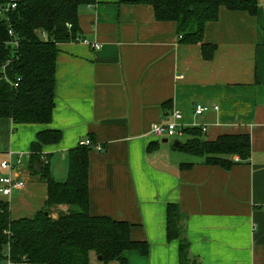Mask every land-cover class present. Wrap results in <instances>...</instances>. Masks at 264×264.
Masks as SVG:
<instances>
[{
	"label": "crops",
	"instance_id": "obj_1",
	"mask_svg": "<svg viewBox=\"0 0 264 264\" xmlns=\"http://www.w3.org/2000/svg\"><path fill=\"white\" fill-rule=\"evenodd\" d=\"M137 1L80 7L77 39L56 47L51 123L0 119V161L9 152L27 159L38 132L59 130L60 142L41 152L63 182L68 150L92 140L101 150L88 153L90 215L127 222L130 238L149 245L145 257L124 252L127 264H178V242L165 236L169 203L186 217L189 253L199 264H264V0L256 16L220 9L204 29L203 42L216 46L210 61L200 44L179 43L175 24L157 22ZM195 104L218 110L195 116ZM172 110L186 129L206 126V141L248 135L250 158L225 171L173 150L151 132ZM26 164L31 180L17 201L0 195L14 220L47 199L46 184Z\"/></svg>",
	"mask_w": 264,
	"mask_h": 264
},
{
	"label": "trees",
	"instance_id": "obj_2",
	"mask_svg": "<svg viewBox=\"0 0 264 264\" xmlns=\"http://www.w3.org/2000/svg\"><path fill=\"white\" fill-rule=\"evenodd\" d=\"M5 2L0 0V4ZM95 3L96 0H16V8L0 16V119H10L14 124L51 123L56 47L77 39L78 11ZM137 4L151 7L157 22L174 23L179 43L200 44L205 61L212 60L216 46L203 42L204 29L217 21L221 8L250 16H256L259 9V0H138ZM13 40L16 47L10 45ZM8 62L4 76L1 68ZM185 134L189 138L172 149L201 158L205 165L228 171L250 158L248 135L225 134L206 141L199 129H186ZM61 136L59 130H42L30 144L27 168L47 186L43 208L31 217L14 220L8 203L0 201V263L6 253L13 261L24 258L31 264H127L123 257L126 251L148 256V243L130 238V224L90 215V147L77 145L68 150L66 180L53 179L48 164L42 161L41 150L42 146L58 144ZM156 146L157 142L150 144L148 151ZM59 205L67 206V210L52 219L50 209ZM185 220L176 204L166 205V241L178 242V264H199L189 253Z\"/></svg>",
	"mask_w": 264,
	"mask_h": 264
},
{
	"label": "built area",
	"instance_id": "obj_3",
	"mask_svg": "<svg viewBox=\"0 0 264 264\" xmlns=\"http://www.w3.org/2000/svg\"><path fill=\"white\" fill-rule=\"evenodd\" d=\"M16 8V0H6L5 3L0 4V16H6L10 11ZM69 27V26H68ZM82 43L90 46L93 50H98L100 48L97 44H90L87 41L83 40ZM10 45L13 47L17 46V42L13 40L10 42ZM9 62L2 66L1 71L4 74L5 68L8 66ZM5 76V74H4ZM4 79H6L4 77ZM16 86V84L14 85ZM217 111V106H203L195 104L193 107V115L200 116L209 111ZM182 114L178 110H172L169 114L166 115V120L163 124H154L151 127V132L153 136L157 139H178L182 136H185L184 126L181 124ZM195 128V127H194ZM199 130L201 134H205L207 131L206 126H200ZM80 145L88 146L90 148H95L96 150H101L100 145H94L91 140L86 139L80 143ZM28 160L21 155H14L13 153H7L6 159L0 161V195L5 198H9L12 195L21 193L24 191L27 180L25 178L26 171L23 169L25 162ZM46 159L42 157V161ZM237 161V159H236ZM0 264H31L28 263L24 258L21 261H13L9 253L5 254V258Z\"/></svg>",
	"mask_w": 264,
	"mask_h": 264
},
{
	"label": "rangeland",
	"instance_id": "obj_4",
	"mask_svg": "<svg viewBox=\"0 0 264 264\" xmlns=\"http://www.w3.org/2000/svg\"><path fill=\"white\" fill-rule=\"evenodd\" d=\"M201 138H202V136H201ZM204 138H202V139H204ZM187 139H188V136H182V137H180L178 139L169 138L168 139V142H167V145L171 147L172 146V143L174 141H179L180 143H184ZM235 161H236V159H235ZM23 169L25 170V166L23 167ZM25 178L27 180V183L29 182V180H31V176L28 175L27 171H26V174H25ZM38 182H40V181H38ZM41 183H43V182H41ZM18 194L19 193L15 192V194L13 195L14 196L13 199H15V201H17V199L20 197ZM13 206H14V203H13ZM13 206L11 205V208H13ZM66 210H67V208L64 209L63 205H59V206L52 207L50 209V216H51L52 219H55L57 217V215H58L59 212H64ZM11 215H12V218H14V216H16L14 214V212H12ZM23 216L24 217H31L32 214L25 212V213H23Z\"/></svg>",
	"mask_w": 264,
	"mask_h": 264
},
{
	"label": "water",
	"instance_id": "obj_5",
	"mask_svg": "<svg viewBox=\"0 0 264 264\" xmlns=\"http://www.w3.org/2000/svg\"><path fill=\"white\" fill-rule=\"evenodd\" d=\"M167 142H168L167 139H163V140H162V143H167ZM180 145H181V143H180L179 141H174V142L172 143V148H175V149H176V148H178ZM35 169H36V172L39 173V167L36 166ZM45 215L47 216V214H45ZM98 260L100 261L101 258L99 257Z\"/></svg>",
	"mask_w": 264,
	"mask_h": 264
}]
</instances>
